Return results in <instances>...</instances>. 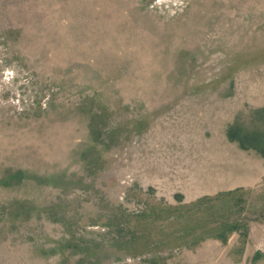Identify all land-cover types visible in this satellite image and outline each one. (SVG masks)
<instances>
[{"label": "rangeland", "instance_id": "1", "mask_svg": "<svg viewBox=\"0 0 264 264\" xmlns=\"http://www.w3.org/2000/svg\"><path fill=\"white\" fill-rule=\"evenodd\" d=\"M0 264H264V0H0Z\"/></svg>", "mask_w": 264, "mask_h": 264}]
</instances>
